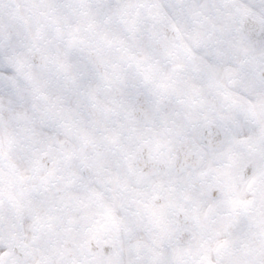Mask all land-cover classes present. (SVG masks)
<instances>
[{"label":"snow or ice","instance_id":"6c2138e0","mask_svg":"<svg viewBox=\"0 0 264 264\" xmlns=\"http://www.w3.org/2000/svg\"><path fill=\"white\" fill-rule=\"evenodd\" d=\"M0 264H264V0H0Z\"/></svg>","mask_w":264,"mask_h":264}]
</instances>
